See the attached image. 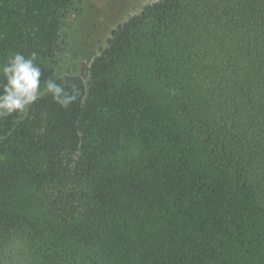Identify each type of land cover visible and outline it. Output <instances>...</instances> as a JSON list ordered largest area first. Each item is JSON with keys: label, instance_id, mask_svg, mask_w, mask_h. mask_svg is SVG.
Masks as SVG:
<instances>
[{"label": "trees", "instance_id": "16d2710c", "mask_svg": "<svg viewBox=\"0 0 264 264\" xmlns=\"http://www.w3.org/2000/svg\"><path fill=\"white\" fill-rule=\"evenodd\" d=\"M71 2L0 0V62L49 79ZM147 44L183 124L134 76ZM66 79L68 108L0 119V264H264V0H155Z\"/></svg>", "mask_w": 264, "mask_h": 264}, {"label": "rangeland", "instance_id": "374dc122", "mask_svg": "<svg viewBox=\"0 0 264 264\" xmlns=\"http://www.w3.org/2000/svg\"><path fill=\"white\" fill-rule=\"evenodd\" d=\"M153 1L155 0H72L63 12L53 73L78 75L88 84L91 63L107 46L112 30ZM149 50L150 45L147 44L143 53L131 57L134 76L154 100L170 105L182 121V114L176 109L178 103L165 79L159 78L154 72ZM53 73L50 78L55 79ZM41 90L43 91V82ZM28 110L20 114L18 122L27 116ZM5 157L12 161L14 154L6 152Z\"/></svg>", "mask_w": 264, "mask_h": 264}, {"label": "clouds", "instance_id": "9594fccd", "mask_svg": "<svg viewBox=\"0 0 264 264\" xmlns=\"http://www.w3.org/2000/svg\"><path fill=\"white\" fill-rule=\"evenodd\" d=\"M37 59L36 52L27 57L16 52L0 62V73L3 74V79H0V119L25 113L44 95L50 94L53 101L63 108H68L81 97L80 89L67 83L65 73L54 72L55 79L44 81L42 91L43 71Z\"/></svg>", "mask_w": 264, "mask_h": 264}]
</instances>
